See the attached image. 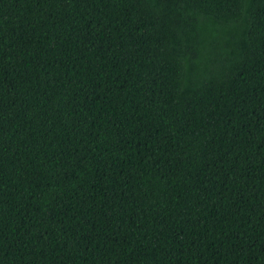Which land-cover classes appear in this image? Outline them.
<instances>
[{
    "label": "trees",
    "instance_id": "1",
    "mask_svg": "<svg viewBox=\"0 0 264 264\" xmlns=\"http://www.w3.org/2000/svg\"><path fill=\"white\" fill-rule=\"evenodd\" d=\"M0 264H264V0H0Z\"/></svg>",
    "mask_w": 264,
    "mask_h": 264
}]
</instances>
